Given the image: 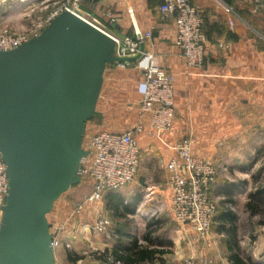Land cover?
Instances as JSON below:
<instances>
[{
    "label": "crops",
    "instance_id": "obj_1",
    "mask_svg": "<svg viewBox=\"0 0 264 264\" xmlns=\"http://www.w3.org/2000/svg\"><path fill=\"white\" fill-rule=\"evenodd\" d=\"M49 2L41 9L52 7L54 3ZM189 2L204 19L206 37L204 63L201 69L190 74L174 46L173 19L161 18V0H100L97 3L81 0L80 12L97 28L118 38H134L136 31L150 30L151 38L145 42V50L152 53L158 66L173 77L172 126L161 140L154 136H137L143 152L165 162L174 152L164 144L173 145L191 136L195 140V156L209 160L217 172L210 192L217 212L207 242H199L191 234L184 235L183 229L176 225L177 230H167L169 237L166 239L173 244L171 254L163 257L164 263L155 261L151 264H170L172 253L178 254L175 255L176 261L181 257L203 256L211 260V264H233L231 255L238 253L241 257L244 245V241H239L241 214L254 216L247 209L249 195L256 191L264 192V179H261L264 175V9L255 0ZM227 7L231 8L230 12L226 11ZM0 11V24L9 17L16 20L28 18L19 2H11ZM140 73L135 68L120 70L115 63L106 66L95 114L86 123L83 139L98 130L121 132L134 125L140 98L136 91ZM153 166L141 167L138 181L130 192L118 191L129 210L138 207L140 222L135 224L131 218L136 216V210L135 214L125 210L122 217H116V222L122 223L117 222L120 228L110 225L108 238L87 231L85 238L75 239L72 249L67 252L80 256L81 264H97L103 256L95 257L91 252L94 249H111L122 237L120 235L140 240L145 227L142 220L157 213L161 217L160 212L164 208L158 198L163 195L161 187L156 186L158 182L153 180ZM148 192L150 195L146 200ZM63 206L62 202L54 203L48 222L60 218ZM102 208L106 212L109 210L105 203L89 210L92 219L95 211ZM50 214L52 220H49ZM139 225L143 230L138 228ZM259 242L253 259L264 257V239ZM83 249L88 252L85 257L81 256L85 253ZM65 261L72 264L67 258ZM176 264L184 263L178 261Z\"/></svg>",
    "mask_w": 264,
    "mask_h": 264
},
{
    "label": "water",
    "instance_id": "obj_2",
    "mask_svg": "<svg viewBox=\"0 0 264 264\" xmlns=\"http://www.w3.org/2000/svg\"><path fill=\"white\" fill-rule=\"evenodd\" d=\"M139 56H117L104 31L69 11L37 37L0 51V156L8 179L0 264H55L48 214L81 180L83 136L103 72Z\"/></svg>",
    "mask_w": 264,
    "mask_h": 264
},
{
    "label": "built area",
    "instance_id": "obj_3",
    "mask_svg": "<svg viewBox=\"0 0 264 264\" xmlns=\"http://www.w3.org/2000/svg\"><path fill=\"white\" fill-rule=\"evenodd\" d=\"M49 1L54 3L53 7L46 15L31 20L26 28L20 30L0 28V51L15 49L37 37L63 11H69L89 22L80 12L81 0H0V9L11 2H19L25 11L32 13ZM255 2L264 9V0ZM230 10V7L226 8L227 12ZM159 12L163 20L174 21V46L179 51L187 73L201 69L205 59L206 43L201 13L189 0H161ZM107 35L114 41L117 56L131 57L140 53L134 62L116 63L120 70L135 68L141 72L140 80L136 84L140 98L137 102V121L131 128L121 132L101 130L83 139L82 147L87 155L81 160L78 174L80 178H87L91 182V192L85 201L91 206L101 201L105 193L119 191L135 180L141 163V149L137 136H154L161 140L162 134L171 128L174 119V80L158 66L156 57L145 50V42L151 38L150 30L136 31L134 38ZM141 45L144 46V50L139 52ZM164 145L174 152L165 164L167 185L171 192L167 215L183 229L184 235H194L196 240L206 243L217 212V206L210 196L217 175L216 169L211 162L195 156V140L191 136L173 145ZM7 192L8 179L0 156V219ZM149 195V192L145 195L146 200ZM95 215V221L86 225L87 231L108 238L110 221L99 210L95 211ZM49 225L53 253L59 248L71 250L70 241L84 233V230L79 229L82 225L79 222L73 234L72 232L70 234L71 240H63V227L50 222ZM91 252L98 257L104 251L94 249ZM97 261V264H120L111 256H105ZM183 263L212 262L206 257L199 256L188 257ZM72 264H81V260Z\"/></svg>",
    "mask_w": 264,
    "mask_h": 264
},
{
    "label": "rangeland",
    "instance_id": "obj_4",
    "mask_svg": "<svg viewBox=\"0 0 264 264\" xmlns=\"http://www.w3.org/2000/svg\"><path fill=\"white\" fill-rule=\"evenodd\" d=\"M48 3H50V2H48ZM52 7H53V5H52ZM52 7H48L46 9H36L32 13L29 11H26L25 13L29 12L28 14H30L29 16L27 15L28 18L21 17L18 20H16V19H11V17H9L4 23L0 24V27L7 28V29H16V30L26 28L27 26L30 25L31 20L37 19V18H40V17L46 15L47 12ZM93 123H94V121H93ZM95 127H96V125H95ZM98 131H101V130H98ZM151 137H153V136H151ZM84 143H86V141ZM149 154L150 153H148V152L147 153L143 152V150L141 149V164L139 167V171H140L141 167L144 168L146 165H150V164L154 165L153 166L154 167L153 180H156V182H158V184H156V186L158 185L159 188L161 187L160 190L163 193V195L162 194L159 195L158 198L160 199L162 204H164V208L160 212V214H162L161 217H158L159 213H157L155 216L146 217L147 219L142 220V221H143V224L145 225L148 221L155 219L156 217L157 218H163L164 219V226H163V230L160 231V235H162L166 239L169 237V236H167V230L169 232H171L172 230H177L176 224L172 223V221L169 219V217L167 215L168 209L170 207L169 204H170V197H171V192H170V189L167 185V170L165 168V164L167 161L164 162L162 159L158 160ZM207 161H209V160H207ZM139 171L137 173L135 180L131 184H129V185L125 186L124 188H122L121 190H119L120 193H122V192L127 193V192L131 191L130 189L132 188V186H134L136 181H138V177L141 173ZM262 178L264 179V175L263 176L261 175V179ZM90 192H91V182L87 178H81V180L78 184L70 186L68 188V190L65 193H63L59 197V199L57 200V203L62 202L64 204L63 212H62L60 218L56 221L52 220L51 214H50L49 220H52L50 222L51 224L63 227L62 228L63 240H71L72 237L70 234H71V232L73 234V231L79 225V222H82V225H80L79 229L84 230V233L82 232L81 235L79 234L76 237V239L77 238H80V240L84 239L86 236L84 234L88 230L86 225H90L92 223V220L94 222L95 217H96V215H95L94 219H92L91 215L89 214V210L92 209V206H96V205L104 206V203L106 204L105 198H103L99 202L92 204V206L89 203H86L85 202L86 198L89 196ZM136 208H135L136 216L133 214H132L133 216H131V218L135 224L140 222V221H138V219H139L138 217L141 216V213L138 210V207H136ZM132 209H133V207H132ZM121 210L122 209L120 208L119 209L120 213H121ZM135 210H132V211H134V214H135ZM109 211H111V210H107V212L103 208L101 210L102 214L110 221V225L112 226V228L116 227V224H118V223L122 224V223H120L121 221H117L118 222L117 223L116 217H114L113 213L109 212ZM259 211L260 212L255 213L254 216L253 215L250 216L249 214H243V213L241 214L240 226H241V232L242 233L239 236V241H242V242L244 241V245H242V249H241V251H242L241 257L243 259H246L249 256L254 258L255 249H257L259 247V244L261 243L259 241L261 239L262 240L264 239V226H263L264 225V207L263 206L260 207ZM142 225L138 226V228L140 227L141 230H143V228H144V227L142 228ZM211 231H212V228H211ZM88 232H90V231H88ZM192 237L195 238V236H193V235H192ZM74 241H75V238H73L70 241L72 245H73ZM180 244H181V242H180ZM182 246L183 245H181V247ZM172 249H173V244H172ZM67 251H69V250H65L63 248H59V249L55 250V253H54L55 264H66L65 260H66V252ZM82 251L86 252V249H83ZM175 255H178V254L172 253V255L169 257L170 264H176V262H178V261H180L182 263L184 260V257H181L179 260L177 259V261H176L175 259L177 257ZM81 256L85 257L87 255H81ZM88 260L90 261V259H88ZM255 260L263 262L264 257H259V259L255 258ZM86 264H90V263L88 262Z\"/></svg>",
    "mask_w": 264,
    "mask_h": 264
},
{
    "label": "trees",
    "instance_id": "obj_5",
    "mask_svg": "<svg viewBox=\"0 0 264 264\" xmlns=\"http://www.w3.org/2000/svg\"><path fill=\"white\" fill-rule=\"evenodd\" d=\"M263 193L256 191L249 195L247 209L251 213H258L260 212V207H264ZM105 201L107 209L111 210L114 217H122L123 211L129 210V206L123 202L118 191L107 192ZM120 208L122 209L121 213L119 211ZM129 211L132 213L131 210ZM119 226L117 224L116 228H120ZM163 226L164 220L155 218L145 224L144 232L139 238L140 240L132 236L131 238L130 236L120 235L123 238H118L116 245L111 249H105L102 253L103 258L105 256H111L115 262H119L120 264H151L155 261L164 263L163 257L171 254L172 243L160 235ZM66 258L71 263L81 259L80 256L71 254V252L66 253ZM230 261L233 264H264V260L263 262L257 261L250 256L243 259L238 253L232 254Z\"/></svg>",
    "mask_w": 264,
    "mask_h": 264
}]
</instances>
